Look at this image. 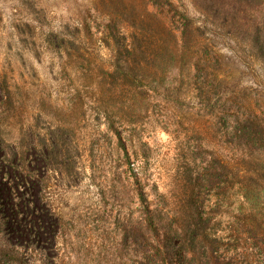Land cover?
Returning <instances> with one entry per match:
<instances>
[{
	"label": "trees",
	"instance_id": "1",
	"mask_svg": "<svg viewBox=\"0 0 264 264\" xmlns=\"http://www.w3.org/2000/svg\"><path fill=\"white\" fill-rule=\"evenodd\" d=\"M94 1L93 8L106 18L99 38L94 39L87 17L90 9L53 23L46 21L47 7L31 4L30 20L21 18L15 27L17 44L38 63L43 53L53 54L52 62L57 56L62 70L63 58L90 63L94 40L96 48L108 50L101 66L108 105L100 99V110L128 166L122 127L130 124L128 139L133 146L135 136L147 160V142L136 128L138 105L151 95L174 107L202 102L210 115V137L218 133L215 121L223 139L216 156L219 171L213 159L204 177L192 172L179 211L152 208L136 177L140 212L114 223L117 236L108 247L114 261L108 264H256L257 254L264 264V187L256 177L264 171V111L252 101V90L231 86L232 73L206 36L223 33L264 65V0H189L196 14L183 0ZM177 18L179 28L173 23ZM13 77L0 68V264H66L59 246L61 217L46 199L42 181L46 173L57 172L48 167L54 153L63 164L67 160L53 135L56 129L33 145L24 123L15 138L4 135L12 120L24 118L26 85ZM122 174L115 175L117 182ZM122 200L116 191L119 211ZM184 216L186 224L179 225Z\"/></svg>",
	"mask_w": 264,
	"mask_h": 264
},
{
	"label": "rangeland",
	"instance_id": "2",
	"mask_svg": "<svg viewBox=\"0 0 264 264\" xmlns=\"http://www.w3.org/2000/svg\"><path fill=\"white\" fill-rule=\"evenodd\" d=\"M183 1L190 12L196 14L190 1ZM94 3V0H0V68L13 72L14 81L25 84L27 89L22 105L24 118L12 120L11 126L4 127L3 132L13 139L24 123L29 127L28 139L33 145L57 130L53 135L60 149L63 146L60 153H65L67 162L63 164V157L54 153L48 167L56 168L57 172L46 173L42 183L46 199L61 217L59 246L66 264L114 261L108 249L117 234L114 223L117 224L124 214L131 212L137 216L140 212L133 191L136 177L152 208L163 206L179 211L191 189L192 172L204 177L208 163L213 159L215 169L219 171L216 156L223 141L221 126L215 121L218 133L210 137V115L202 102L190 100L174 107L151 95L153 97L138 105L140 122L136 128L147 142L143 147L147 160L142 158L135 136L133 146L128 139L130 124L125 123L122 127L130 157L128 166L100 110V99L108 105V80L103 78L101 70L108 59V50L96 48L94 40V48L89 45L94 56L90 63L63 58L67 67L62 70L57 56L52 62L53 54L43 53L42 62L38 63L17 44L15 27L21 18L30 20L31 4L47 7L46 21L53 23L78 18L80 13L90 9L87 17L94 39L99 38L106 18L93 8ZM173 23L180 27L178 18L173 19ZM206 36L212 37L214 48L225 59V66L233 77L229 81L231 86L252 90V101L264 111V65L254 60L243 44L225 34ZM119 170L123 174L117 182L115 175ZM256 177L264 187V171L259 170ZM116 191L123 199L120 211L113 201ZM178 224H186L185 216ZM255 259L256 264H262V256L257 254Z\"/></svg>",
	"mask_w": 264,
	"mask_h": 264
}]
</instances>
